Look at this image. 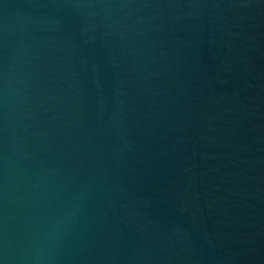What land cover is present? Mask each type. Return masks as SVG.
<instances>
[{
    "label": "water",
    "instance_id": "95a60500",
    "mask_svg": "<svg viewBox=\"0 0 264 264\" xmlns=\"http://www.w3.org/2000/svg\"><path fill=\"white\" fill-rule=\"evenodd\" d=\"M0 264H264V0H0Z\"/></svg>",
    "mask_w": 264,
    "mask_h": 264
}]
</instances>
